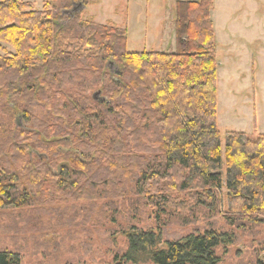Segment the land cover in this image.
I'll return each mask as SVG.
<instances>
[{
  "label": "trees",
  "instance_id": "16d2710c",
  "mask_svg": "<svg viewBox=\"0 0 264 264\" xmlns=\"http://www.w3.org/2000/svg\"><path fill=\"white\" fill-rule=\"evenodd\" d=\"M73 7L0 0V42L14 49L0 55V111L20 103L24 123L0 133V209L132 192L165 212L175 191L210 207L226 188L235 209L264 217V134L227 132L223 159L214 0L178 3L175 53L130 52L127 29L65 15ZM94 89L103 97L90 98ZM226 240L207 230L162 242L155 229L132 225L125 257L219 264ZM0 264L22 256L0 250Z\"/></svg>",
  "mask_w": 264,
  "mask_h": 264
},
{
  "label": "rangeland",
  "instance_id": "374dc122",
  "mask_svg": "<svg viewBox=\"0 0 264 264\" xmlns=\"http://www.w3.org/2000/svg\"><path fill=\"white\" fill-rule=\"evenodd\" d=\"M24 1L36 10L45 8L46 0ZM89 1L83 6L73 0L71 10L81 11L84 20L127 29L130 52L175 53L178 3L193 0ZM53 2L60 5L61 0ZM70 13L65 11L73 17ZM212 20L225 160L227 132L243 131L253 137L264 134V0H214ZM7 51L14 49L0 42V55ZM110 68L118 71L115 63ZM98 93L99 89L92 90L90 98ZM102 97L101 93L97 96ZM4 109L0 111V133L18 126V120L23 123L20 103L15 112ZM171 197L176 206L165 212L156 207L155 200L132 192L97 201L57 197L44 208L0 209V250L20 253L22 264H155L149 251L133 259L125 257L127 234L137 225L155 229L162 242L207 230L226 233L230 241L216 251L219 264H264V217L235 209L226 188L217 192L210 207L196 202L190 192L175 191Z\"/></svg>",
  "mask_w": 264,
  "mask_h": 264
},
{
  "label": "water",
  "instance_id": "95a60500",
  "mask_svg": "<svg viewBox=\"0 0 264 264\" xmlns=\"http://www.w3.org/2000/svg\"><path fill=\"white\" fill-rule=\"evenodd\" d=\"M67 12H68V13L71 12L70 14H71L72 16H73L74 13H75L73 10H71V11H67ZM112 64H114V63L111 62L109 65H112ZM98 95H99V93H98ZM98 95H97V96H98ZM97 96H96L95 98H97ZM19 118H21V116H20ZM17 125H18L19 127H23V123H22V121H21V120H18V121H17Z\"/></svg>",
  "mask_w": 264,
  "mask_h": 264
},
{
  "label": "crops",
  "instance_id": "0c3cea01",
  "mask_svg": "<svg viewBox=\"0 0 264 264\" xmlns=\"http://www.w3.org/2000/svg\"><path fill=\"white\" fill-rule=\"evenodd\" d=\"M193 1H196V0H193ZM211 16H212V14H211ZM214 23V22H213ZM215 27V26H214ZM216 32V31H215ZM175 33H176V31H175ZM235 131H237V130H235ZM240 132H243V131H240ZM245 133H247V132H245ZM248 134V133H247Z\"/></svg>",
  "mask_w": 264,
  "mask_h": 264
}]
</instances>
